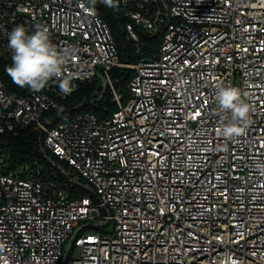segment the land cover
I'll return each mask as SVG.
<instances>
[{
  "label": "built area",
  "instance_id": "2783aa9c",
  "mask_svg": "<svg viewBox=\"0 0 264 264\" xmlns=\"http://www.w3.org/2000/svg\"><path fill=\"white\" fill-rule=\"evenodd\" d=\"M122 28L161 42L137 62L88 0H0V133L33 126L59 167L0 154V264H264V0H120ZM49 29L68 52L40 91H11L8 34ZM134 69L127 95L112 72ZM113 112L57 110L86 82ZM248 94L244 135H218L217 85ZM66 163L67 165H63ZM84 192V193H83ZM112 226V227H110ZM110 227V228H109Z\"/></svg>",
  "mask_w": 264,
  "mask_h": 264
},
{
  "label": "clouds",
  "instance_id": "9594fccd",
  "mask_svg": "<svg viewBox=\"0 0 264 264\" xmlns=\"http://www.w3.org/2000/svg\"><path fill=\"white\" fill-rule=\"evenodd\" d=\"M108 8L119 7L118 0H99ZM97 0H88L87 10L94 13ZM8 48L11 50V65L5 71L12 82L19 87L33 91L44 89L54 78L62 94H70L74 85L64 73L68 52L58 49L50 40L49 29L36 25L31 34L23 25H17L8 34ZM216 114L220 118V131L226 139L238 138L245 134L251 123V114L256 111L248 94L230 84H218L215 94ZM253 169L264 176V160L252 163Z\"/></svg>",
  "mask_w": 264,
  "mask_h": 264
},
{
  "label": "trees",
  "instance_id": "16d2710c",
  "mask_svg": "<svg viewBox=\"0 0 264 264\" xmlns=\"http://www.w3.org/2000/svg\"><path fill=\"white\" fill-rule=\"evenodd\" d=\"M118 3L119 7L114 9L108 8L101 3L98 5V11L108 21L115 34L119 46L120 59L122 61L129 60L131 62H137L142 55L140 51L143 50L146 53L148 49L156 47L160 44L161 38L150 37L141 33V38L145 46L138 51L135 43L128 40L123 31L122 26L126 20L121 16L120 0H118ZM6 67V64L2 65L4 80L8 88L11 91L26 93L28 87L22 88L14 84L5 71ZM112 72L114 73L115 78L118 79V85L123 90L124 95H127V85L130 78L134 75L135 70L116 66L113 68ZM99 88L100 84L98 80L84 83L78 92L62 101L60 108L57 110L59 117H64L67 111L75 110V106L80 102H85V104L77 110H87L98 113L104 111L113 112L116 110L118 105L112 102L110 88L102 98L96 100ZM107 106L108 108H106ZM0 154L8 155L11 168H16L22 164H30L33 167L41 165L44 173L46 171L51 173L59 167V164L55 160H51L50 156H48L49 153L45 152L43 149L39 139V133L33 126L21 128L17 132L9 131L0 133ZM62 164L67 165L66 163Z\"/></svg>",
  "mask_w": 264,
  "mask_h": 264
},
{
  "label": "rangeland",
  "instance_id": "374dc122",
  "mask_svg": "<svg viewBox=\"0 0 264 264\" xmlns=\"http://www.w3.org/2000/svg\"><path fill=\"white\" fill-rule=\"evenodd\" d=\"M106 108H108V106H107ZM110 227H112V226H110ZM110 227H109V228H110Z\"/></svg>",
  "mask_w": 264,
  "mask_h": 264
}]
</instances>
